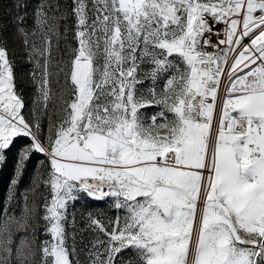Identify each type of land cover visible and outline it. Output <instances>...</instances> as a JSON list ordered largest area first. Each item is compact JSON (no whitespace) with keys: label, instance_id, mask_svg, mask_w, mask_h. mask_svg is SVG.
<instances>
[{"label":"snow or ice","instance_id":"snow-or-ice-1","mask_svg":"<svg viewBox=\"0 0 264 264\" xmlns=\"http://www.w3.org/2000/svg\"><path fill=\"white\" fill-rule=\"evenodd\" d=\"M14 149L0 264H264V0H0Z\"/></svg>","mask_w":264,"mask_h":264},{"label":"rangeland","instance_id":"rangeland-1","mask_svg":"<svg viewBox=\"0 0 264 264\" xmlns=\"http://www.w3.org/2000/svg\"><path fill=\"white\" fill-rule=\"evenodd\" d=\"M3 2V6L6 9H11V2L12 0H2ZM36 0H33V3H35ZM63 44H61V52L57 54V59H59L61 56H64V52H63ZM67 57H65L66 59ZM53 71H56V69H53ZM29 85H30V81H29ZM62 85H63V76L61 74V76L59 77V83H54L53 84V88L54 91L57 94V102L54 104H50L49 108H50V112H51V122L54 123L57 120V109L59 107V103H58V97L59 94L61 92L62 89ZM26 93H27V97H28V102L29 105L31 106V101L34 98L33 96V88L31 86L27 87L26 89ZM49 121L47 119L44 120L43 122V128H44V133L45 135L48 134V130H49ZM19 146V145H17ZM10 160V165H8V163H6L5 166H3L2 168H0V201L4 200V197L7 193L8 187H9V182L10 179L13 176V171H14V164H15V149L13 150L12 153L9 154V158ZM44 159L43 156H36L34 157L31 162L27 165V171L24 174L23 180L20 184V191H23L25 188L29 187L31 185L32 179L34 178V176L36 175V169L38 166V162L39 160ZM40 170L44 171L43 166H40ZM3 190V191H2ZM37 193L36 192H32L29 195V201L31 203L32 200L35 199ZM89 206L90 207H101L103 208L104 206L102 204H99L98 202H94V201H89ZM105 211H107V209H105ZM111 214V213H109ZM83 226V224H81V227Z\"/></svg>","mask_w":264,"mask_h":264},{"label":"trees","instance_id":"trees-1","mask_svg":"<svg viewBox=\"0 0 264 264\" xmlns=\"http://www.w3.org/2000/svg\"><path fill=\"white\" fill-rule=\"evenodd\" d=\"M7 163H8V165H10V160H9V159L7 160ZM2 191H3V190H2Z\"/></svg>","mask_w":264,"mask_h":264}]
</instances>
